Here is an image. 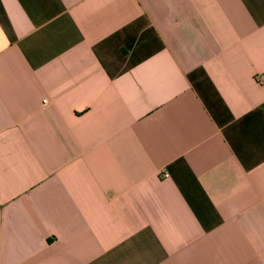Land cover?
Wrapping results in <instances>:
<instances>
[{"label":"crops","instance_id":"0c3cea01","mask_svg":"<svg viewBox=\"0 0 264 264\" xmlns=\"http://www.w3.org/2000/svg\"><path fill=\"white\" fill-rule=\"evenodd\" d=\"M0 264H264V0H0Z\"/></svg>","mask_w":264,"mask_h":264},{"label":"built area","instance_id":"2783aa9c","mask_svg":"<svg viewBox=\"0 0 264 264\" xmlns=\"http://www.w3.org/2000/svg\"><path fill=\"white\" fill-rule=\"evenodd\" d=\"M164 176H165V177H169V175H168V174H165Z\"/></svg>","mask_w":264,"mask_h":264}]
</instances>
